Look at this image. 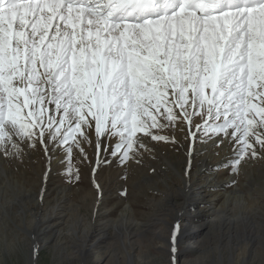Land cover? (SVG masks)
I'll return each mask as SVG.
<instances>
[{
	"label": "snow or ice",
	"instance_id": "1",
	"mask_svg": "<svg viewBox=\"0 0 264 264\" xmlns=\"http://www.w3.org/2000/svg\"><path fill=\"white\" fill-rule=\"evenodd\" d=\"M197 116L240 145L234 166L264 147V0H0L5 155L39 140L70 160L94 132L123 161Z\"/></svg>",
	"mask_w": 264,
	"mask_h": 264
},
{
	"label": "bare ground",
	"instance_id": "2",
	"mask_svg": "<svg viewBox=\"0 0 264 264\" xmlns=\"http://www.w3.org/2000/svg\"><path fill=\"white\" fill-rule=\"evenodd\" d=\"M161 122L166 123L163 119H161ZM196 122L202 123L199 116L193 118L191 132L186 122H178L176 127L152 129V132L168 137L167 142L153 140L151 136L143 133L137 134V139L145 147H139V144H137V150L130 153L128 159L123 160L118 165L116 164L113 176L118 178L125 176V173L128 175L127 177H129L134 188L135 199L144 204L142 205L143 208L147 205L146 198H151L149 205L152 206L148 208L149 216L143 221L139 220L140 215H148L147 211H137L135 209L136 204L133 201L135 199H129L128 202L123 203L121 196V199L117 198L118 203L114 205L115 211H113V214L112 211L110 212L111 215L107 217L106 221L102 218L103 223L99 230L90 223V227L83 225L82 231L75 235L77 241L75 249H78V253L82 254L85 263L88 264V261L97 255L99 256L96 260L97 264H120L113 254L117 248V246H114L119 244L120 247L125 249L130 264H135V254L144 258L152 251L169 256L172 264H194V261L188 258L189 251L198 248L202 242L206 241L205 232L210 227L216 228L214 234L220 239L221 244L227 242L234 249L232 254L233 263L240 256H248L251 250L259 252L255 247L257 243L264 242V236L260 233L264 231V225L259 226V229L252 213L256 216L258 211L263 210L256 194L261 195V192L255 191L256 193H253L254 191L248 189L250 186L248 188L243 187V182L237 184L241 178L238 173L231 176L228 174L229 177L225 176L228 170L234 168L232 162L239 158L238 149L240 145L233 139L224 138L223 134L203 135L202 130H196ZM191 133H195V136ZM110 139H112L114 145L119 142V137H110ZM45 140H47V134ZM91 140L94 143L91 169L96 175L99 172L100 163L104 159L106 150L98 155L96 147L98 140L95 134H92ZM18 143L28 146L29 141H18ZM35 143H39V140H36ZM93 143L91 142V144ZM252 143L255 144L256 156L247 155L248 160H245L244 157L242 161L246 164L244 170L246 174L244 173V176L246 178L252 177L256 183L257 177L261 178L257 169L264 173V147L255 143L254 139ZM48 147L49 163L54 160L56 162L59 158L65 161L67 152L64 147H56L53 144H48ZM177 147H182V153L177 152ZM15 151L17 149L12 148L11 145L8 147L9 154L7 155L3 153V150H0V165H4L5 160H8L7 156L14 155ZM116 155L118 159H121L122 152L116 153ZM193 164H197L198 167L195 171L194 169L190 171L188 165ZM159 169H161V172ZM262 175L264 177V174ZM153 181L157 182L154 188L159 187L157 191L159 194L150 196L145 193L140 198L139 196L143 194L141 192L144 188H151V182ZM95 182L100 195L99 199L93 204V210H95L97 216L101 207L106 204L107 200L105 201V199L108 198L103 182L101 180H95ZM228 186L233 188L228 190ZM44 187L48 188L46 182ZM154 188H151V190H156ZM257 188L264 190L262 186ZM61 193L58 192L57 203H54L52 207H48L49 209L41 206L40 197L37 194L35 196L37 201L32 204V209H30V212L34 210L37 213L32 214V218H37L40 213L39 209L43 210L44 214L38 223H34L33 220L28 225L27 220L29 217L27 216L24 219L26 227L29 229L28 232L34 239L33 255H35V252L37 254L39 249L36 238L40 232L56 229L61 231V226L66 224L63 212L59 211L61 210L59 204L65 202L67 196ZM179 196L182 198L180 204L177 200ZM211 208H214V210L212 211ZM207 211H212V214L209 212L207 215ZM144 215L142 216L145 217ZM218 221L221 223L218 224ZM45 234L47 233L45 232ZM144 245L151 249L148 254L144 253ZM102 247H106L105 255H100ZM173 248H175V251H173ZM221 264H224L223 253L221 254Z\"/></svg>",
	"mask_w": 264,
	"mask_h": 264
},
{
	"label": "rangeland",
	"instance_id": "3",
	"mask_svg": "<svg viewBox=\"0 0 264 264\" xmlns=\"http://www.w3.org/2000/svg\"><path fill=\"white\" fill-rule=\"evenodd\" d=\"M93 134L95 133L93 132ZM111 140L112 139L110 138H104V144L109 147L106 149V154L100 163L101 167L96 175H94V171L91 169L94 156V143L92 140L91 142L93 144H91V142L88 143L82 141V147L84 148L83 153L74 147L70 160L66 153L65 161H63L62 158H59L56 162L55 160L53 161L54 164L52 161L49 163V151L46 152L44 145H42L40 141L39 143H35V146L32 148L27 145H20L21 151L17 150L14 155L7 156L8 160H5L4 165H0V264H87L85 263L82 254L78 253V249H75V245H77L75 235L82 231L83 225L90 227V223L99 230L102 227L103 220L106 221L107 217L115 211L114 205L118 203L117 198H122L123 203L125 201L128 202L129 199H135L134 188L130 183L129 177H127L128 175L125 173V176H120L118 178L113 176L116 164L118 165L123 161L118 159L116 154H113L115 145ZM177 149V152L182 153V147H177ZM247 155L251 156V150H249ZM246 156L245 160H248ZM253 163L256 165L255 161H253ZM188 167L190 168V171L193 169L195 171L198 165L193 164L191 166L188 165ZM69 168L71 169L70 175L68 171ZM241 169L242 171H240ZM245 169L246 164L242 161L238 166H234L233 169L228 170L225 176L229 177V175L231 176L238 173L241 178L237 184H242L241 182H243L244 188L250 186L248 189H251L252 192L254 191L253 193H256L255 191L261 192V195L258 193L256 194L260 200V206H263V210L258 211V215L256 216L254 213H252V215L254 220L258 223V227H262V225H264V190H259L257 187L262 186L264 189V177L262 175L264 173L259 171L260 169H257L261 178L257 177L255 183L252 177L249 176L246 178L244 176L246 174L244 171ZM159 171L161 172V169H159ZM94 179L103 182L104 190L108 198L105 199V201L107 200L106 204L101 207L97 216L95 210H93V204L99 199L100 195ZM45 182L48 185V188L44 187ZM156 184L157 182L155 181L151 182V188H154ZM178 185H180V183H178ZM178 185L176 184V186ZM146 188L141 192L143 194L139 196L140 198L143 197L145 193L150 196L159 194L157 192L159 187L157 189L154 188L156 190H151L150 187ZM232 188V186L227 187L228 190ZM145 190L146 192H144ZM58 192H62L61 194L67 196L65 202L58 203L61 209L59 211L63 212L65 219L64 222H66V224L61 226V231L58 229L53 231L47 230L45 232L48 235L45 234L44 231L38 234L36 242L39 245V249L37 254L35 252V257V255H33L34 239L28 232L29 229L26 227L24 219L27 216L29 217L27 220L28 225L29 222H32L33 220L34 223H38L44 212L39 209L40 213L37 218H32V214L35 215L37 213L34 210L30 212L32 204L37 201V197L35 196L39 194L41 206L43 208H48L52 207L54 203H57ZM179 198L180 196L177 197V200L180 204L182 198ZM146 199L147 205L144 208L142 207L144 204H142L140 200H133L136 204L135 209L137 211L141 212L142 210L144 212V210H146L148 213V215L142 214L145 217L142 215L138 217L141 221L148 218V208L152 206L149 205L151 198ZM208 209L210 210V208ZM211 210L213 211L214 208H211ZM209 212L210 211L206 212L207 215ZM211 212L210 214H212ZM218 222V224L221 223L220 221ZM214 232H216V228L214 227L207 229L205 232L206 241L202 242L198 248L189 251L190 255H188V258L189 260L192 259L194 264H221L222 253L224 264H264V242L256 244L255 248H257L259 252L251 250L248 256H240L237 261L233 263L232 254L234 249H232L231 245L227 242L221 244L220 239L216 237ZM260 233L264 236V231H261ZM116 246L117 248L113 252L115 259L118 260L120 264H130L125 249L120 247L119 244H116L114 247ZM101 249L100 255H105L106 247H102ZM143 249L144 253L146 252L147 254L149 250H151L147 248V245H144ZM98 257L99 256L97 255L92 257L88 261V264H97L96 260ZM169 258V256L157 254V252L152 251L151 254L146 255L144 258L135 254V264H172L171 259Z\"/></svg>",
	"mask_w": 264,
	"mask_h": 264
}]
</instances>
